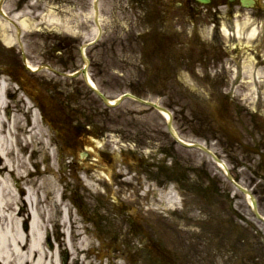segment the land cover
Instances as JSON below:
<instances>
[{
  "label": "flooded vegetation",
  "instance_id": "flooded-vegetation-1",
  "mask_svg": "<svg viewBox=\"0 0 264 264\" xmlns=\"http://www.w3.org/2000/svg\"><path fill=\"white\" fill-rule=\"evenodd\" d=\"M129 6L137 12V17L133 16L128 23L139 32L137 44L142 58L146 49L151 64L157 65L151 78L172 83L174 90L180 75L188 82L183 89H178V98L168 101L172 111L179 108V113L173 114V122L176 120L187 135L193 132L201 144H216L219 157L233 161V175L247 185L259 213L264 216V116L260 115L264 105H253L250 94L244 93L247 83L240 81L233 60L236 40L231 36L230 41H225L221 36L222 24L233 33L235 21L247 18L262 30L258 23L264 18V0H208L207 4L199 0H129ZM174 90L167 87L163 94L167 96ZM233 92L239 93V97ZM77 94H82L83 105L78 102L76 112H90L92 108L95 111L90 93ZM182 96L188 102L186 106L182 104ZM261 102L264 103V93L259 97L258 103ZM190 125L199 129H192ZM127 133L129 137L124 135L123 140L134 141L141 152L136 160L138 174L143 177L153 167L156 180L161 181L158 185L165 189L174 185L189 203L193 196L200 205H195L201 217L200 225L216 233L218 242H222L218 247L232 238L230 254L234 256L239 252L240 241L244 246V239L255 242L261 236L255 230L257 219L250 213L243 195L236 193L231 198L230 190L218 183L217 174L208 170L206 162L192 164L189 156L182 160L175 152L174 143L162 138L159 129L141 131L134 137L130 131ZM206 134L211 138L207 139ZM150 146H155L157 152L144 154L143 149ZM128 154L131 153L128 151ZM156 156L160 157L157 161ZM114 179L119 184L128 182V178L118 175ZM94 199L98 208L107 207L98 197ZM236 231L244 238L233 237ZM116 242L114 238L113 243ZM123 250L126 252L121 257L131 251L134 264L139 251ZM120 251L113 248L112 253ZM152 252L159 253L154 244ZM253 253L242 264H264V255L260 251Z\"/></svg>",
  "mask_w": 264,
  "mask_h": 264
},
{
  "label": "bare ground",
  "instance_id": "bare-ground-1",
  "mask_svg": "<svg viewBox=\"0 0 264 264\" xmlns=\"http://www.w3.org/2000/svg\"><path fill=\"white\" fill-rule=\"evenodd\" d=\"M57 21L51 16L47 20L48 27L56 30L59 23ZM24 27L25 30L34 28L31 24H25ZM236 28L238 34L240 26L237 25ZM9 32H13L9 24L0 22V42L7 47L16 41L15 35H9ZM255 33L256 30L251 33L250 38H254ZM5 82L0 80V264H59L57 254H49L44 249L47 222L43 219L49 208L47 202L51 204L48 211L51 214L46 215L50 220L54 216L52 211L57 212L59 209V201L47 198L48 194L54 192L50 186L52 180L38 178L42 172L33 174L29 169L32 156L43 154L44 131L37 115L32 118L31 125L19 116L11 119H7L5 114L3 116V111L8 107L2 93ZM38 160L39 157L36 158L37 165ZM27 219L30 220L28 232L22 228ZM62 224L66 227L67 221L63 220ZM69 239L68 249L71 247Z\"/></svg>",
  "mask_w": 264,
  "mask_h": 264
},
{
  "label": "rangeland",
  "instance_id": "rangeland-1",
  "mask_svg": "<svg viewBox=\"0 0 264 264\" xmlns=\"http://www.w3.org/2000/svg\"><path fill=\"white\" fill-rule=\"evenodd\" d=\"M17 0H10L9 5H11L13 7V2ZM55 0H50L47 1V5L45 2V6H46V11L44 13H54L55 14H61L60 12V8L58 7L57 3H54ZM82 0H80L81 3ZM106 1V0H105ZM43 1H39V3H41ZM63 3H66V0L62 1ZM7 4V8H9V6ZM105 5L106 2H104L103 0L100 3V7H101V15L105 16L104 13V9H105ZM107 5H108V0H107ZM44 6V4L42 5ZM70 9L66 8V12H68ZM66 14V13H64ZM56 38L57 36H54V34H51L50 32L47 35H43V36H39V37H35L34 35L31 34H27V33H23L21 36V43L23 45L22 50H19L18 48L11 51L13 55L20 57V53L22 51V54L25 56V58L29 61V63L32 66H41L42 64L45 66L50 67L51 70H41V72H38V74L32 76V79H34L38 84H47V89L50 91H56V86L59 83V79L57 77V71L59 69L56 58L58 57V54L56 53V47L54 49L52 48L53 45H56ZM46 44V45H45ZM46 48V49H45ZM113 48V47H112ZM45 52H44V51ZM113 50V54H114ZM41 52H44L46 54V56L44 57L46 60L43 62V60L41 59ZM131 51H129L128 53H130ZM97 53L100 55H97L95 60H94V64L91 67V72L93 74V76L96 79V84L99 85V87L102 89L103 93H108V97L109 99H114L117 96H119L121 93H124L125 91H127V89L132 88L133 84H136L135 82H128V81H118V80H114L112 78V72L113 71H119L122 72L121 68L123 69V66H120L119 64L117 65H113L111 62H107L106 61V50L104 48V44H101L98 47ZM11 56V55H10ZM105 58V60H104ZM18 61V59H17ZM107 62V63H106ZM132 61L130 59H127V63L130 64ZM110 63V64H109ZM1 76V75H0ZM3 77L1 76V79ZM4 79V78H3ZM2 79V80H3ZM8 85V96L6 98L7 104L9 103V118H13L14 116H19L20 118L27 120L29 125H31L32 122V110L34 112V109L29 108L30 106L25 104V100L26 97L20 93L16 88V86L14 85H10L7 82ZM52 91V92H53ZM5 93V92H4ZM9 99V100H8ZM24 100V101H23ZM133 106L131 103H126L124 104L125 109ZM125 109L121 110H110L108 111L109 115L112 116V119H115L121 112H124ZM132 110V109H131ZM120 118V117H119ZM119 120V119H118ZM125 120L127 119H121V121L125 122ZM44 137V136H43ZM49 133L46 132L45 133V137L43 139L44 142V150H43V155L39 157V165H36V158L35 156H33V161L31 160L30 163L32 164L29 169L33 172V174H38V167L40 172H42V175L40 177H38L39 175H35L38 178H48V180H52L51 181V187H52V192L48 194L51 198H49L50 200L54 199V195H57V197H60V192H61V187H59V185L57 184V180L55 178V176L52 174L53 173V164L54 160L52 158L53 153H54V148H52L49 145ZM56 153V151H55ZM55 164V163H54ZM54 170L56 169L53 168ZM50 170V171H48ZM35 178V177H34ZM53 196V197H52ZM48 203V210L45 211V222H47L46 224V229L47 231H49V235H50V239L52 240L53 237L55 236V238L59 239L62 238L61 237V233L64 232V229H66L67 227H64V225L62 224V219L60 217H56L55 214L57 213L56 210L52 211V214H54V216H51L50 220L47 219L46 215L47 214H51L48 213V211H50V206L51 204L49 202ZM160 222V221H159ZM60 224V225H59ZM57 225V226H55ZM59 225V226H58ZM79 225H77L78 227ZM162 226V225H161ZM183 227V226H182ZM181 227V228H182ZM57 228H59V230H56ZM79 228H81L79 226ZM187 228V227H186ZM59 231V232H58ZM58 233V235L52 236L53 234L51 233ZM80 231L76 232V236L77 234H79ZM180 235V234H179ZM58 236V237H56ZM179 238H182L179 237ZM65 239L62 238V240L60 241V246L64 249L65 248ZM84 246L83 240H81V238H77V241L74 243V249H75V255L72 256L70 258L71 262L70 264H94L96 263L93 259H90L89 256L86 257L88 259H85L84 256L79 255L78 251L83 249L80 248ZM44 249L46 251H48L49 253H51L48 250V246L47 244L44 245ZM76 255H79L80 257H76Z\"/></svg>",
  "mask_w": 264,
  "mask_h": 264
}]
</instances>
